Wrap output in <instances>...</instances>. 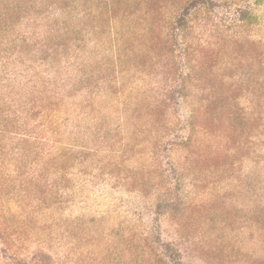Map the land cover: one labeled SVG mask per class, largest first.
Segmentation results:
<instances>
[{
  "label": "rangeland",
  "instance_id": "1",
  "mask_svg": "<svg viewBox=\"0 0 264 264\" xmlns=\"http://www.w3.org/2000/svg\"><path fill=\"white\" fill-rule=\"evenodd\" d=\"M0 264H264V0H0Z\"/></svg>",
  "mask_w": 264,
  "mask_h": 264
},
{
  "label": "trees",
  "instance_id": "2",
  "mask_svg": "<svg viewBox=\"0 0 264 264\" xmlns=\"http://www.w3.org/2000/svg\"><path fill=\"white\" fill-rule=\"evenodd\" d=\"M42 257H44V258H49L47 255H45V254H42Z\"/></svg>",
  "mask_w": 264,
  "mask_h": 264
}]
</instances>
